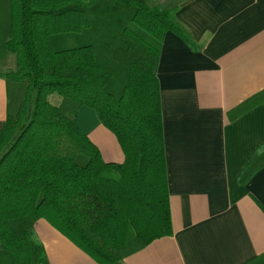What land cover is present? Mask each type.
<instances>
[{
    "label": "trees",
    "instance_id": "16d2710c",
    "mask_svg": "<svg viewBox=\"0 0 264 264\" xmlns=\"http://www.w3.org/2000/svg\"><path fill=\"white\" fill-rule=\"evenodd\" d=\"M192 44L149 0H0V264H50L51 222L100 264L173 233L158 67L165 35ZM92 109L125 159L106 162L77 122ZM264 167V144L241 173Z\"/></svg>",
    "mask_w": 264,
    "mask_h": 264
},
{
    "label": "crops",
    "instance_id": "0c3cea01",
    "mask_svg": "<svg viewBox=\"0 0 264 264\" xmlns=\"http://www.w3.org/2000/svg\"><path fill=\"white\" fill-rule=\"evenodd\" d=\"M149 2L192 39L168 32L158 67L173 233L117 264H264V167L241 180L264 144V0ZM7 107L0 75V130ZM80 113L103 159L122 163L116 136ZM35 231L50 264H100L47 219Z\"/></svg>",
    "mask_w": 264,
    "mask_h": 264
},
{
    "label": "rangeland",
    "instance_id": "374dc122",
    "mask_svg": "<svg viewBox=\"0 0 264 264\" xmlns=\"http://www.w3.org/2000/svg\"><path fill=\"white\" fill-rule=\"evenodd\" d=\"M12 68H14V59H5V60H1L0 61V72L3 73V72H6V71H9L11 70ZM86 112H89L92 116H96L95 115V112L92 110V109H88V108H83ZM86 114V113H80L76 115V118L80 120V118L83 117V115ZM84 118V117H83ZM84 123V122H83ZM86 127V126H85Z\"/></svg>",
    "mask_w": 264,
    "mask_h": 264
}]
</instances>
